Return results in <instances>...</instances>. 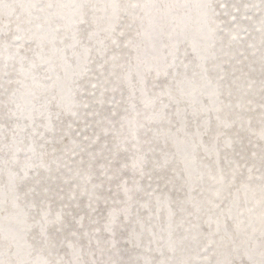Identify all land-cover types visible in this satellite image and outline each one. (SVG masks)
I'll return each mask as SVG.
<instances>
[{
  "label": "snow or ice",
  "instance_id": "6c2138e0",
  "mask_svg": "<svg viewBox=\"0 0 264 264\" xmlns=\"http://www.w3.org/2000/svg\"><path fill=\"white\" fill-rule=\"evenodd\" d=\"M0 264H264V0H0Z\"/></svg>",
  "mask_w": 264,
  "mask_h": 264
}]
</instances>
